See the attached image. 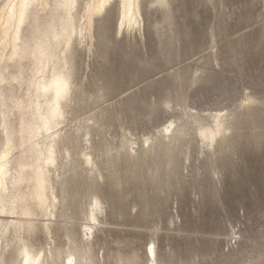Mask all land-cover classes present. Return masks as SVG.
Segmentation results:
<instances>
[{
	"label": "rangeland",
	"instance_id": "rangeland-1",
	"mask_svg": "<svg viewBox=\"0 0 264 264\" xmlns=\"http://www.w3.org/2000/svg\"><path fill=\"white\" fill-rule=\"evenodd\" d=\"M139 7V26L118 32L112 0L73 43L54 214L21 238L40 264H264V0ZM214 114L221 132L207 146L199 129ZM171 123L179 135L165 138ZM20 246L6 231L0 264H20Z\"/></svg>",
	"mask_w": 264,
	"mask_h": 264
},
{
	"label": "bare ground",
	"instance_id": "bare-ground-1",
	"mask_svg": "<svg viewBox=\"0 0 264 264\" xmlns=\"http://www.w3.org/2000/svg\"><path fill=\"white\" fill-rule=\"evenodd\" d=\"M79 1L0 0V241L12 229L15 239L21 242L20 264H40L41 252H32L21 235L31 230L35 216L50 221L54 214L57 196L52 174L58 170V127L64 122L72 97L73 43L79 45L85 34L91 36L94 19L112 2L87 0L83 21L79 23ZM118 2V32L123 27L132 30L139 26L140 0ZM65 3L73 6H56ZM219 115L213 117L214 128L199 129L207 146L221 132ZM174 129L179 135L180 129L171 123L164 128V137L170 138ZM65 150L67 155L68 149ZM84 158L92 164L90 154ZM95 198L82 227L87 240L98 220L100 203ZM43 225L48 231V223ZM147 256L155 261L153 246ZM64 264H75L72 254Z\"/></svg>",
	"mask_w": 264,
	"mask_h": 264
},
{
	"label": "snow or ice",
	"instance_id": "snow-or-ice-1",
	"mask_svg": "<svg viewBox=\"0 0 264 264\" xmlns=\"http://www.w3.org/2000/svg\"><path fill=\"white\" fill-rule=\"evenodd\" d=\"M57 7H72L73 5L71 3H65V4H58Z\"/></svg>",
	"mask_w": 264,
	"mask_h": 264
}]
</instances>
